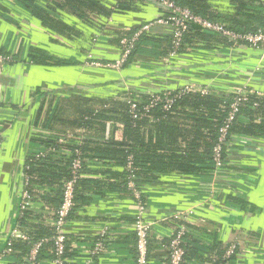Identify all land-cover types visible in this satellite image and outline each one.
<instances>
[{
	"label": "crops",
	"instance_id": "1",
	"mask_svg": "<svg viewBox=\"0 0 264 264\" xmlns=\"http://www.w3.org/2000/svg\"><path fill=\"white\" fill-rule=\"evenodd\" d=\"M92 1L106 11L110 9L109 15L35 0V8L50 17V21H43L18 0H0V53L8 56L0 64V264L17 263L28 252V247L18 242L11 246L13 253H6L17 226L24 165L28 157L42 151L52 134L84 129L70 125L83 113L80 105L84 103L79 102L88 101L89 115H96L110 108L111 102L123 101L124 95L146 97L186 85L206 86L217 95L236 88L264 94L261 51L247 46L231 48L211 32L193 34L180 54L167 59L173 28L154 25L143 37L150 42L140 45L120 69L106 67L120 59L118 36L136 31L169 11L149 0ZM201 1L213 21L237 31L260 25L259 13L264 14V0H244L251 12L239 10L242 14L234 0ZM51 21L60 26L54 27ZM34 52L45 62H34ZM156 120L141 126V132L154 139L152 153L164 163L195 164L187 172L170 167L148 169V164L138 181L143 218L152 225L148 264H168L167 245L178 224L174 217L183 218L189 211L193 214L187 241L198 249L193 247L194 254L184 264H264V131L252 135L233 132L224 149V167L202 168L196 162L205 159L200 153L206 156L210 138L200 140L199 135L195 139V132L199 133L196 117L176 119V126L192 133L193 142L200 140L189 157L179 156L180 151H186L182 146L171 150L174 146L168 135L152 126ZM108 122H104L103 136L90 131L97 143L110 139L111 129L121 125L113 119ZM173 151L178 161L170 160L176 155ZM90 161L93 175L87 179L91 183L81 189L77 207L63 228L69 264L88 259L101 235L104 249L94 264H136L131 224L137 207L133 197L120 187L122 165L115 160ZM41 175L48 176L47 172ZM45 185L48 188L42 200L53 205L60 192L50 188L52 183ZM235 241L239 242L236 255L220 261L218 253ZM50 257L49 248H45L39 264H50Z\"/></svg>",
	"mask_w": 264,
	"mask_h": 264
},
{
	"label": "built area",
	"instance_id": "2",
	"mask_svg": "<svg viewBox=\"0 0 264 264\" xmlns=\"http://www.w3.org/2000/svg\"><path fill=\"white\" fill-rule=\"evenodd\" d=\"M149 1L161 5L169 11V14L143 25L130 36H118V46L121 51L120 59L115 63L107 64L106 67L120 69L132 54L141 36L147 33L154 25H167L173 28L170 47L166 55L167 59L175 58L180 54L184 46L185 36L190 33L192 27L201 32L206 31L218 35L231 48L247 46L260 50L264 55V29H259L255 32H237L230 29L225 23L211 21L195 15L188 9L178 6L173 0ZM7 59V57L0 56V64L6 62ZM189 94H197L201 97L217 95V93H214L206 86L186 85L177 90L151 94L147 96V101L144 104L138 99V95L127 94L124 95L122 100L129 105V116L132 120H141L142 118L152 120L149 114L153 109L161 105L162 109L167 112L172 109L177 100ZM222 96L229 99L230 103L229 110L218 128V136L211 153L214 168L224 167V149L229 142L230 129L234 124L239 121L244 124H261L263 121V118L255 115L252 119L247 115L240 116V109L249 102L251 103L250 109H258L264 101V94L246 88H236L231 92L222 94ZM106 123L110 124L109 122ZM88 138L86 129L52 134L46 138V141L52 139L55 145L47 146L44 144L42 151L28 157L24 165V190L21 194L17 226L8 241L6 253L7 255L11 252L13 253L11 246L18 242L27 246L28 252L22 254L21 260L17 263L11 264H39V255L45 248H49L50 264H69L66 252L68 239L63 232V228L77 207L76 190L78 182L93 175L90 166L91 161L83 157L79 149L81 144ZM70 148L73 149L71 150ZM67 160H69L66 166L68 177H63L61 180H52L53 183L50 187L60 192L59 204L54 206L42 200V196L48 186L45 185L46 182L42 183L44 180L38 170H45L50 163L57 164V162H60L63 167ZM122 170L123 190L133 197L137 207V214L131 224L136 253L135 263L148 264L152 225L143 218L144 207L138 189L137 178L139 166L135 163L131 154L126 156ZM34 182H41V184L32 185ZM39 186H41V189ZM192 214L193 212L189 211L183 218L177 215L174 217L178 224L176 232L170 237L167 245L168 264L184 263L186 258L185 239L189 235L188 226L191 222L189 217ZM34 224L44 225L51 230V234L38 240L32 239L30 234L24 230V226ZM238 245V241L231 243L221 251V254H218L217 258L220 261L231 260L236 255ZM103 249L104 245L101 235V238L94 243V247L90 249L88 259L75 264H94V258Z\"/></svg>",
	"mask_w": 264,
	"mask_h": 264
},
{
	"label": "trees",
	"instance_id": "3",
	"mask_svg": "<svg viewBox=\"0 0 264 264\" xmlns=\"http://www.w3.org/2000/svg\"><path fill=\"white\" fill-rule=\"evenodd\" d=\"M21 2L22 5L25 6L26 9H29L34 16L40 18V20L43 21H50L48 20L50 17L45 15L43 12H41L39 9H36L34 4L35 0H18ZM56 3L57 6L64 7L67 6L70 10H76L77 8L79 9L84 8L86 11L93 12L97 11V14L100 15H109V10H104L100 5L94 3L92 0H50ZM61 1V3L59 2ZM63 1V3H62ZM178 6L183 7L188 9L191 13L201 16L203 18H206L208 20L213 21V17L208 14L207 12V7L201 0H173ZM244 0H234L236 4H238V11L239 10H249L246 9L247 6L243 2ZM119 4V3H118ZM119 7V5H118ZM251 11L249 10V13ZM239 13L242 14L241 11ZM238 13V14H239ZM261 13V12H260ZM262 21L261 24L256 26V27H251L247 28L246 31H237L233 27H228L234 31L237 32H255L259 29H264V14H260ZM47 23V22H45ZM51 25L53 24L54 27H57L58 25L60 26L59 23H56L54 21H51ZM134 32V31H133ZM133 32H127L124 33L123 35L125 36H130L132 35ZM197 32H201L195 27H192L190 30V33H188L185 36L184 39V44L186 43L187 40L192 39L191 37L196 36ZM206 32V31H204ZM203 32V33H204ZM121 36V35H120ZM144 35L141 36L139 42L136 44V47L134 48L133 53L137 52L139 49V46L150 42L147 38H143ZM225 42V40L223 39ZM118 43V39H117ZM170 47V40L168 43L167 48L169 49ZM167 49V51H168ZM183 50V48H182ZM166 51V55H167ZM4 53V52H3ZM0 53L1 56L3 57H8L5 55V53ZM131 54V55H132ZM131 55L129 57H131ZM128 57V58H129ZM31 58L34 62L36 63H43L45 62V59L39 57L35 52L31 55ZM138 99L144 104L147 101V96L142 97L139 96ZM88 101H81L79 102L78 105L83 106V113L82 115L78 116V118H75L74 120L71 121L70 125H74L76 127H84V129L87 130L88 133V139L81 144L79 147L80 151L83 154V157H85L88 160L91 159H101L105 160L108 162H112L113 160L119 161L121 165H124L125 158L127 155L131 154L135 160V163L139 166V171L137 173V178L138 181L139 179L142 178V173H145V167L148 165V169L154 168V169H163V168H176L177 170L187 172L188 169L192 168V165L195 164L193 163L192 165H188L185 163H181L178 161L176 158L179 156L181 157H189L192 155V150H194L196 144L197 146L200 144L199 141L206 138L209 136L210 141L209 143L206 144V156L205 153L203 152V155L200 153L201 157H205L204 160L202 161H197L196 164L199 167L205 168L208 166H213L214 163L211 158V153L213 146L216 142L217 136H218V128L220 127L225 115L227 114L229 110V103L230 100L224 98L222 95H212V96H207V97H201L197 94H189L183 96L181 99L177 100L175 104L173 105L172 109L169 111H164L160 106L156 107L151 111L149 114L151 116L152 120H156L152 123V126L154 129L157 131L163 132L162 134L168 135V141L172 146H174L173 149H180V146L186 151L182 154L180 151V155L178 156L176 151H173V154L175 155L174 158H170V160L173 161H178L180 164L172 162V163H164L162 160L163 158L159 157L158 154H153L156 144L155 142H152V139L149 134H145L141 132V126H144L148 121H150L149 118H142L141 120H132L129 116V105L125 101H115L111 102L110 108L108 109H102L100 113L96 115H89V112H91V107L87 103ZM75 103L74 108H76V103L77 101H74L73 104ZM77 105V106H78ZM251 103H246L244 107L240 109V116H245L247 115L252 119V117L255 115L256 117L263 118V121L261 124H244L241 121L237 122L234 124L231 129H230V134H233V132H241V133H246V134H254V133H263L264 131V101L262 102L261 106L256 109L252 110L250 109ZM73 108V109H74ZM185 109V110H190L187 112H184V114H179V110ZM81 113V112H79ZM49 116V114L47 113ZM179 116V117H178ZM192 118L196 117L197 122H198V131L195 132V139H197L200 135L202 137L198 141L193 142L192 138V133L189 132L187 129L176 126L179 125L177 123L176 119H183V118ZM158 118H160L158 121ZM117 120L118 123H121L119 126H115L111 129L110 133V139L106 140L104 143H97L96 140L98 138L90 136L92 133L90 131L95 130L99 132L97 134L98 136L104 135L103 131L105 129V123L108 122L109 120ZM201 127L209 129V131H202L200 130ZM90 134V135H89ZM96 135V136H97ZM154 143V144H153ZM45 145H50L53 146L54 140H45L44 141ZM151 147H155L153 150ZM199 147V146H198ZM71 150L73 148H70ZM199 149V148H198ZM144 150V153L142 152ZM151 151V154H146L147 152ZM198 151V150H197ZM153 152V153H152ZM151 156V157H148ZM198 156V154H196ZM146 158H149L148 161H146ZM165 159V158H164ZM176 159V160H175ZM188 160V159H187ZM204 161V162H203ZM57 162V161H56ZM69 162H66L64 166L62 167L60 162L55 163H50L48 167L45 170H38L40 172H47L48 176L51 178V180H48L46 177H43L42 183L49 182L53 183L52 180H61L63 177H68L67 176V169L66 166L68 165ZM89 183H91L90 179H82L81 181L78 182L77 190H76V203H78L80 197H81V189L85 186H88ZM120 187L123 189L124 186V181L122 179V182L120 183ZM60 200V199H59ZM54 202L53 205L56 206L59 204V201H52ZM34 225H27L24 226V230L27 231L32 239L38 240L44 236H49L51 234V230L47 227H44L42 224H36V231L33 229ZM43 226L44 229H41ZM193 247L198 249V246L196 247L195 245L192 244V242L187 241V238L185 239V248H186V258L184 259V262L189 258V256L193 253ZM21 248V247H20ZM24 250V249H23ZM205 250V249H203ZM194 254V253H193ZM221 254V251L218 253ZM184 264V263H183Z\"/></svg>",
	"mask_w": 264,
	"mask_h": 264
}]
</instances>
